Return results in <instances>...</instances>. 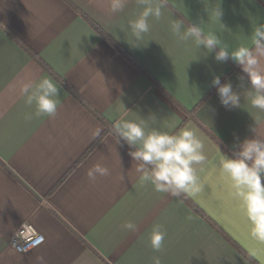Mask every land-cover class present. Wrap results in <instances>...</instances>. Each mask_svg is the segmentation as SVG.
<instances>
[{
  "label": "crops",
  "instance_id": "crops-1",
  "mask_svg": "<svg viewBox=\"0 0 264 264\" xmlns=\"http://www.w3.org/2000/svg\"><path fill=\"white\" fill-rule=\"evenodd\" d=\"M216 3L167 0L162 18L150 19L141 47L132 48L127 25L143 10L141 0H128L121 14L109 12L108 0H0V264H151L154 255L163 264H250L216 229L264 264V245L250 237L228 182L212 168L216 145L231 158L245 139H264V123L252 131L264 114L249 105L247 77L235 62L203 56L202 48L179 41L170 29L172 19L202 22L230 50L252 47V32L264 23V0H219L218 22L206 11ZM213 75L241 93V108L220 104ZM41 78L63 82L113 129L120 120L142 118L151 125V116L158 121L152 126L169 134L189 124L198 128L209 163L200 173L202 192L184 196L200 215L178 197L141 184L130 151L62 85L57 113L35 116L20 86ZM97 163L110 175L90 182L86 173ZM127 221L136 223L135 231L122 230ZM24 224L44 241L22 255L10 239ZM155 224L167 233L159 253L149 245Z\"/></svg>",
  "mask_w": 264,
  "mask_h": 264
},
{
  "label": "clouds",
  "instance_id": "clouds-1",
  "mask_svg": "<svg viewBox=\"0 0 264 264\" xmlns=\"http://www.w3.org/2000/svg\"><path fill=\"white\" fill-rule=\"evenodd\" d=\"M143 10L128 22L131 40L127 43L132 48L141 47L145 36L150 32L151 20H160L167 9V0H141ZM128 0H108V9L112 14L125 12ZM208 18L218 22L223 15L219 0L211 8H206ZM203 23L185 25L181 19H172L170 29L181 42L191 41L194 47L203 49L202 55L207 57L214 53L217 63L232 60L246 74L247 87L244 96L251 108L264 114V23L257 24L252 32V47L239 46L230 50L222 43L215 32H205ZM4 27V26H3ZM196 57L194 60H197ZM241 81L244 77H240ZM212 86L220 104L227 108H241V93L233 91L230 81L221 83L219 76L213 75ZM61 85L51 78H41L35 82L22 83L20 93L27 106L35 105V116H54L60 106ZM152 124L147 119L139 121L120 120L114 124L116 143L123 141L134 149L128 155L136 162V171L140 173L141 184H150L158 193L171 194L174 197L187 195L194 197L201 193L203 184L200 173L209 163L205 152V138L198 128L191 124L181 128L174 134L159 130L155 116H151ZM264 123V118L257 115L255 126ZM255 133V132H254ZM96 135H99L97 131ZM233 157L222 154L216 145V157L212 161L213 171L228 182L231 196L238 201L243 219L250 237L258 244L264 245V139H245L237 146ZM90 182L98 177L110 175V169L100 163L94 164L86 173ZM123 180V176H121ZM137 225L127 221L122 225L126 232L135 231ZM166 231L160 224L152 227L149 245L153 252L159 253L164 247ZM151 264H163L159 255H154Z\"/></svg>",
  "mask_w": 264,
  "mask_h": 264
},
{
  "label": "trees",
  "instance_id": "trees-1",
  "mask_svg": "<svg viewBox=\"0 0 264 264\" xmlns=\"http://www.w3.org/2000/svg\"><path fill=\"white\" fill-rule=\"evenodd\" d=\"M80 16L86 21V23L106 42L108 43L118 54H120L124 59H126L131 65H133L135 68L139 70V72L146 76L145 73L139 69L136 64L128 57V55L114 42L112 41L98 26H96L91 21L87 20L82 14ZM9 37L18 43L17 39L11 34L8 33ZM22 47V46H21ZM60 84L66 89V91L74 96V98L86 109L89 111V113L94 116L105 128V133L111 134L114 138H116V134L114 133V129L105 122L95 111H93L80 97H78L76 94H74L63 82H60ZM201 127V126H200ZM117 139V138H116ZM126 149L129 151H133L134 149L127 146L123 141L120 142ZM178 198L184 202L191 210H193L196 214L200 215V212L198 209L192 205L184 195L178 196ZM216 231L224 238L226 242L230 244L232 248H234L244 259H246L250 264H257L252 258H250L235 242H233L230 238H228L224 233L217 230Z\"/></svg>",
  "mask_w": 264,
  "mask_h": 264
},
{
  "label": "built area",
  "instance_id": "built-area-1",
  "mask_svg": "<svg viewBox=\"0 0 264 264\" xmlns=\"http://www.w3.org/2000/svg\"><path fill=\"white\" fill-rule=\"evenodd\" d=\"M43 237L30 224L22 225L10 239V245L18 254H28L43 244Z\"/></svg>",
  "mask_w": 264,
  "mask_h": 264
}]
</instances>
